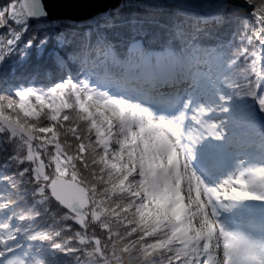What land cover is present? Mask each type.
<instances>
[{"label":"trees","instance_id":"16d2710c","mask_svg":"<svg viewBox=\"0 0 264 264\" xmlns=\"http://www.w3.org/2000/svg\"><path fill=\"white\" fill-rule=\"evenodd\" d=\"M234 1H242L243 4L229 6L222 16L211 21H196L170 11L151 12L128 6L94 26L79 28L61 24L60 32L65 44L72 45L87 44L89 37L86 33L89 31L104 32L107 36L105 43L111 47L116 45L121 56L134 55L128 52V47L136 41H140L147 51L167 48L197 77L199 74L195 69L199 67L197 61L201 58V46L219 42L227 50H235L238 53L234 57L236 63L245 71L234 84L226 82L221 85L232 93L227 101H221L220 97L215 99L228 104L229 108H237L230 124L239 138L236 142L242 138L246 143L260 142L259 133L264 124L256 121L258 113L254 95L248 90L256 88V59L259 45L264 43V18L247 0ZM243 5L251 7V14ZM38 38L39 34L34 29L25 36V39ZM121 43L125 45L123 49L119 47ZM57 51L55 39L44 48L38 45L30 50L15 47L6 59L3 57L8 52L7 47L0 51V104L5 105L0 114L35 135V141L30 143L20 134L8 132L0 126V229L9 236V247L23 248L40 264H96L97 255L103 256L98 237L127 223L124 215L129 206L120 203L122 198L134 201L131 210L136 212L142 224L150 226L146 229L145 238L160 237L151 242L158 245L156 250L186 243L185 236H190L186 233L190 227L188 209H179L172 202V191L178 186L177 163L165 158L157 146L148 144L132 132L131 117H121L115 107L125 103L116 102L99 92L82 91L81 100L100 124V131H96L87 111L79 109L72 85L66 84L63 90L70 93L76 107L65 111L62 93L57 92L44 100L45 107L40 109L39 116L35 115L40 101L34 93H48L60 83L56 76L59 68ZM194 54L197 56L193 57ZM259 73L261 89L258 103L264 98V93H261L264 89V64ZM21 91L29 95L22 99ZM9 101L14 103L13 109L7 107ZM49 102L60 105L54 109L58 117L55 123L49 118ZM259 105L264 115V105ZM105 112L113 117V127L108 125ZM104 136L108 137L107 146L102 143ZM129 136H132L131 141ZM251 156L253 159L248 169L252 172L249 179L253 180L245 191L261 185L260 178L264 180V145L256 153H249L247 158ZM39 161L46 163L47 179H42L35 172ZM85 172L90 173L93 183L84 179ZM255 172L259 176H255ZM54 173L75 180L88 190L91 216L79 219L70 214L66 221L70 227H65V221L57 219L60 205L52 198L48 201V212L43 215H21L20 210H27L33 203L32 181L40 182L49 193L47 184ZM249 192L256 199V194ZM9 200H15V203H9ZM48 228L52 232L60 230L59 235L53 237L54 246L48 240V233L40 231ZM26 233L31 234V239L24 238ZM74 234V239H67ZM91 243H95V250L89 253L84 248L81 256V246ZM57 248L63 250L57 252Z\"/></svg>","mask_w":264,"mask_h":264},{"label":"clouds","instance_id":"9594fccd","mask_svg":"<svg viewBox=\"0 0 264 264\" xmlns=\"http://www.w3.org/2000/svg\"><path fill=\"white\" fill-rule=\"evenodd\" d=\"M247 3L254 4V10L264 18V0H247ZM111 51L115 55V62L111 57H105L98 52L97 56L87 63L74 62L67 69L58 68L57 79L78 85L82 91L99 92L112 97L116 102L129 104L132 109L142 111L163 126L178 123L177 117L184 110L183 104L177 106L169 100L175 97L186 99L185 94L196 83L194 80L189 82V68L180 64L156 63L151 59L152 52L143 47L131 56H121L116 45H112ZM200 51L201 58L197 61L199 67L195 71L211 83L221 101H227L232 93L221 85L226 82L234 84L236 78L245 71L237 65L234 58L238 53L235 50H227L219 42L201 46ZM72 55L74 53L70 52L69 56ZM248 91L253 95L257 94L254 89L250 88ZM261 93H264V89ZM221 107L227 109L229 105L225 103ZM221 120L224 127H229L231 112L222 111ZM233 135L235 133L229 127L226 139ZM259 135L260 142L264 145V129ZM242 136L243 134L241 138ZM247 155L241 143L232 145L230 160L219 158L213 151H209L205 156L189 151L188 161L207 182L215 183L217 187L226 186L230 191L233 186L226 184V177L242 172L245 164L241 158L246 160ZM84 179L89 183L94 182L89 172H85ZM248 191L254 192L256 199L242 200L239 206H234L232 201H225V207H221L220 203L214 205L215 215L212 220L218 222L217 228L223 224L234 235L231 245L221 244L219 231L213 242L210 226L197 217L195 223L198 231L185 236L186 243L160 250L145 248L153 239L160 237L145 238L146 229L150 226L147 223L142 224L136 212L131 210L134 201L122 198L120 203L129 206L124 215L127 223L98 237L103 256L97 255L96 264H264V184L253 186ZM31 193L33 203L27 210H20L21 215L39 217L48 212L51 196L42 188L40 182L32 181ZM8 202L14 204L15 200ZM69 218L70 210L61 205L57 219L65 221V227H70L66 223ZM40 231L48 233V240L54 246L53 237L59 235L60 230L52 232L48 228ZM201 234L204 235L203 242L200 239ZM24 238L31 239V234L26 233ZM74 238L75 234L67 237L68 240ZM84 248L90 253L95 250L96 245L91 243L81 246V256L84 255ZM62 250L57 248V252ZM146 252L150 254L146 255ZM12 257L17 258L18 264H36L23 248L14 249L9 254V258Z\"/></svg>","mask_w":264,"mask_h":264},{"label":"rangeland","instance_id":"374dc122","mask_svg":"<svg viewBox=\"0 0 264 264\" xmlns=\"http://www.w3.org/2000/svg\"><path fill=\"white\" fill-rule=\"evenodd\" d=\"M133 44L138 45V49L132 52L135 54L141 48V44L138 41L133 42L129 45L128 49H130ZM168 51L171 52L170 50ZM196 56V54L193 55V57ZM193 80L196 81V83L193 84L192 88H190L189 90L196 93V96L194 97L195 103L193 105L194 112L192 113V109L190 111L183 110L184 116L182 118V125H184L185 127L188 126L189 129H187V135H189L191 143L195 144V149L193 150V152H197L201 156H205L209 151H213L219 156V158L230 160L232 155V153L230 152V150H232L231 144L234 143L235 140L234 135L228 137L227 139L226 135H224L222 139L212 136L214 134H218L217 132L219 129L227 133L229 132L228 127H224L221 120L222 104L217 102L211 96L213 94L214 96L219 97V95L215 93L211 83L206 87L203 81L198 80V77H196L195 75L193 76ZM186 99H188V97H186ZM204 99H206V103H203ZM115 107L117 108L118 113L121 117H126L127 115L131 117V130L136 134L137 137L145 139L148 144L157 146L165 158L171 160V162L174 160L177 163L178 170L176 175L178 178V186L174 187V190L172 191V202L173 204L178 206L179 209H188L187 215L189 217L190 227L186 233L192 235L194 231H198L195 221L196 218L199 217L208 225L210 222L213 242L215 241L217 231H219L221 244L231 245L234 242V235L231 234V232H229L223 226V224H220L219 228H217L216 224L218 222H214L212 220V216L215 215L213 202L224 203L225 201L229 200L222 195L218 197L214 193L210 192L209 189L217 185L215 183H209L206 186L203 185V182L199 179L200 174L196 172L197 170L189 164L188 153L191 150H188L187 144L185 146H180L177 143L174 135L175 128L179 126V124L175 123L163 126L150 119L142 111L132 109L129 104H116ZM79 109L85 111L84 109ZM87 113L88 118L93 121L94 129L96 131H100V124L94 119L92 112L87 109ZM105 114L107 116L108 125L110 127H113V117L109 115L108 112H105ZM131 140L132 136H129V141ZM102 143L107 146L108 137L104 136ZM215 145V148L211 147ZM253 148L258 149V146H255ZM241 160L245 164V159L241 158ZM45 168L46 163H44L43 161H39V165L35 169L36 174L42 179H47ZM258 174L259 173L257 172V175ZM56 175L59 174L56 173ZM248 175L249 171L245 166L242 172L226 177V181L230 182L229 184L232 186L239 185L238 188L240 190H244V188H247V186L244 185L248 183V181H246V176ZM260 182L261 184H264L263 178H260ZM133 188V191L137 193V189L135 187ZM242 200L244 199L237 198L235 200H232V203L234 206H239ZM181 201L183 207H181ZM75 218L81 219V217ZM225 233H228L229 235H225ZM200 239L202 242L204 241L203 234L200 235ZM9 241V236L7 235V233H5L3 229H0V264H5L6 260L7 264H18L17 258H9V254L12 253L14 249L19 247H9ZM92 263L89 262V264ZM36 264H40V261L36 260Z\"/></svg>","mask_w":264,"mask_h":264},{"label":"snow or ice","instance_id":"6c2138e0","mask_svg":"<svg viewBox=\"0 0 264 264\" xmlns=\"http://www.w3.org/2000/svg\"><path fill=\"white\" fill-rule=\"evenodd\" d=\"M122 7L123 5L113 10H109L107 13L99 12L95 16L88 18L89 26L93 22L98 24L102 16L108 15L110 17L113 12H119ZM59 19L60 18H49V11L44 4V0H0V51H2L5 46L8 49V52L4 53L3 58L6 59L7 55L15 47L22 46L24 49L30 50L34 45H38L39 47L44 48L53 39H55L58 50L56 61L59 65V68L62 70L67 69L74 62L87 63L89 60H92L93 57H96L98 52H103L105 57H111L115 62V55L111 51V46L105 43L107 36L104 32L92 33L91 31H89L88 33H86V35L89 37L87 44H65L63 34L60 32ZM73 24H77L81 28L85 27L84 22L73 21ZM33 29L37 31V33L39 34V38L35 40L25 39L27 33ZM119 47L123 49L125 45L121 43ZM65 48L67 49V51H63ZM137 49L138 45L133 44L132 47L128 49V52L132 53ZM70 52L74 53V55L69 56ZM151 59H154L156 63L163 62L169 65H183V62L180 60V58L176 57L167 49L152 52ZM198 80L202 81L205 80V78L201 74H199ZM66 84L70 83H67L66 80H60L59 85H57L53 89H50L48 93H34V97L40 101V103L36 106L37 111L35 115L39 116L40 109L45 107L44 100L48 99L50 96L57 92L62 93V106L65 111H70L72 110V108L76 107V103L70 98V93L63 90ZM71 85L72 90L76 95L79 108L87 111L84 101L80 99L82 90L80 88H77L75 84ZM19 95L23 99L28 96L29 93L21 91ZM185 95L188 97V99H185L183 97H175L171 98L169 102L174 103L177 106L183 104L184 110L190 111L191 105L195 103L194 97L196 96V93L188 90ZM259 103L264 105V98L260 99ZM20 106L23 107V104L21 103ZM4 107L5 105L0 104V110H2ZM7 107L9 109H13L14 103L12 101H9ZM47 107L50 112L49 118L53 123H55L58 117L54 109L59 108L60 105H53L51 102H49V105ZM179 116L183 118L184 111L180 112ZM52 131H54V129H52ZM229 183L230 182L226 181V184ZM209 191L214 193L218 197L222 195L229 201L253 194L249 191L240 190L236 186L231 187L230 191L226 186H213L209 189ZM213 205H215V202H213ZM220 206L225 207L223 202L220 203ZM225 235L229 234L225 233ZM157 247V244L145 246L147 250H155ZM147 254H150V252H146V255Z\"/></svg>","mask_w":264,"mask_h":264},{"label":"water","instance_id":"95a60500","mask_svg":"<svg viewBox=\"0 0 264 264\" xmlns=\"http://www.w3.org/2000/svg\"><path fill=\"white\" fill-rule=\"evenodd\" d=\"M241 2L234 0H44L49 11V18H60V25L68 24L74 27L79 26L73 24V21L84 22L86 27L89 26L88 18L99 12L107 13L121 5L151 12L170 11L180 16L204 21L220 17L229 6L238 5ZM116 13L113 12V14ZM107 17L108 15L102 16L100 21ZM95 24L93 22L90 26ZM0 125L7 131L19 133L31 143L35 140V135L31 131L6 119L1 114ZM47 189L51 198L60 206L69 209L74 217L91 216L88 209V190L79 182L54 174L48 182Z\"/></svg>","mask_w":264,"mask_h":264},{"label":"bare ground","instance_id":"6f19581e","mask_svg":"<svg viewBox=\"0 0 264 264\" xmlns=\"http://www.w3.org/2000/svg\"><path fill=\"white\" fill-rule=\"evenodd\" d=\"M190 75H191V74L189 73V77H190Z\"/></svg>","mask_w":264,"mask_h":264}]
</instances>
